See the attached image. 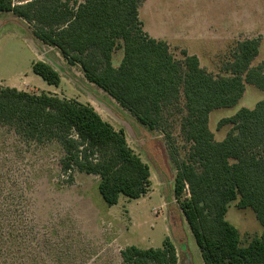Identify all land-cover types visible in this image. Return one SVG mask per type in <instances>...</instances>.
Listing matches in <instances>:
<instances>
[{"label": "trees", "instance_id": "obj_1", "mask_svg": "<svg viewBox=\"0 0 264 264\" xmlns=\"http://www.w3.org/2000/svg\"><path fill=\"white\" fill-rule=\"evenodd\" d=\"M144 2L0 0V12L24 20L38 39L57 48L70 65H79L89 82L142 124L164 133L178 127L187 146L185 158L177 161L174 195L204 264H264V98L221 119L219 127L232 125L222 140L209 127L210 113L235 105L247 84L264 91V60L253 65L261 37L237 41L223 72L214 74L197 54L183 49L177 57L167 40L145 30ZM118 50L123 57L114 65ZM32 69L60 85L61 74L52 63L34 60ZM0 126L28 144L59 143L68 180L77 170L98 175L99 192L109 206L121 195L144 196L152 184L150 167L130 146L125 130L90 104L0 84ZM25 199L20 187L14 192L0 186V206L8 207L11 229L27 222ZM235 200L240 208H251L263 227L247 245L226 218ZM19 236L11 231L8 237ZM120 257L122 264H179L169 236L161 247L125 246Z\"/></svg>", "mask_w": 264, "mask_h": 264}, {"label": "rangeland", "instance_id": "obj_2", "mask_svg": "<svg viewBox=\"0 0 264 264\" xmlns=\"http://www.w3.org/2000/svg\"><path fill=\"white\" fill-rule=\"evenodd\" d=\"M140 18L145 30L167 40L177 57L183 49L197 54L202 66L214 74L223 72L236 42L246 38L261 37L253 65L264 60V0H145ZM32 31L14 14L0 12V84L92 105L105 120L125 130L130 146L148 163L152 184L144 196L121 195L109 206L99 192L98 175L77 170L68 180L61 168L65 153L59 143L28 144L0 126V186L14 192L20 187L27 208V222L11 229L8 207L0 206V264H122L120 250L125 246L161 247L167 236L176 245L179 264H204L174 195L177 161L185 158L187 146L178 127L164 133L142 124L89 82L79 65H70L57 48ZM122 56V50L114 53V65ZM38 59L60 72L59 86L33 71L32 63ZM262 98L263 90L247 84L235 105L213 110L209 127L215 138L222 140L232 127H219L221 119L242 107L253 108ZM237 202H230L226 218L247 245L263 227L251 208H240ZM11 231L19 238L10 239Z\"/></svg>", "mask_w": 264, "mask_h": 264}, {"label": "crops", "instance_id": "obj_3", "mask_svg": "<svg viewBox=\"0 0 264 264\" xmlns=\"http://www.w3.org/2000/svg\"><path fill=\"white\" fill-rule=\"evenodd\" d=\"M8 13H10V14H13L12 12H8ZM22 20V19H21ZM25 22V21H24ZM29 25V24H28ZM33 34V33H32ZM33 36V35H32ZM123 57V56H122Z\"/></svg>", "mask_w": 264, "mask_h": 264}]
</instances>
